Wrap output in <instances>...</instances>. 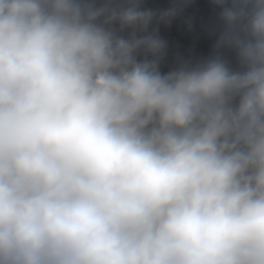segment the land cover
<instances>
[{
  "label": "clouds",
  "instance_id": "9594fccd",
  "mask_svg": "<svg viewBox=\"0 0 264 264\" xmlns=\"http://www.w3.org/2000/svg\"><path fill=\"white\" fill-rule=\"evenodd\" d=\"M213 2L162 75L184 4L0 0V264H264V0Z\"/></svg>",
  "mask_w": 264,
  "mask_h": 264
},
{
  "label": "trees",
  "instance_id": "16d2710c",
  "mask_svg": "<svg viewBox=\"0 0 264 264\" xmlns=\"http://www.w3.org/2000/svg\"><path fill=\"white\" fill-rule=\"evenodd\" d=\"M76 2L90 4L88 0ZM107 3L126 4L127 0H97L92 5L101 7ZM139 3L142 10L154 12H162L174 4L186 5L170 24L159 25V36L167 43L166 54L160 64L162 75L175 70L182 62H190L194 67L213 57L214 46L223 31L220 21L222 9L216 7L213 0H139ZM232 3L233 0H225L226 6ZM154 27L155 24L150 26L149 31ZM124 35L127 36V32ZM220 55L230 70H242L234 50L221 49Z\"/></svg>",
  "mask_w": 264,
  "mask_h": 264
},
{
  "label": "rangeland",
  "instance_id": "374dc122",
  "mask_svg": "<svg viewBox=\"0 0 264 264\" xmlns=\"http://www.w3.org/2000/svg\"><path fill=\"white\" fill-rule=\"evenodd\" d=\"M90 2V4H94L97 0H88ZM85 4H89V3H85Z\"/></svg>",
  "mask_w": 264,
  "mask_h": 264
}]
</instances>
